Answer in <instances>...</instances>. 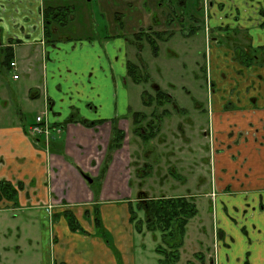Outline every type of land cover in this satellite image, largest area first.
Masks as SVG:
<instances>
[{
	"label": "crops",
	"instance_id": "crops-1",
	"mask_svg": "<svg viewBox=\"0 0 264 264\" xmlns=\"http://www.w3.org/2000/svg\"><path fill=\"white\" fill-rule=\"evenodd\" d=\"M85 1L0 0V51L3 48L10 49L11 62L18 64L17 69L11 73L17 89L23 94L26 107L30 108L34 104L29 97H43V113L48 117L46 122L50 131L53 129L55 132L48 139L32 135L30 127L36 122L25 125L20 119L12 123L4 121L0 113V181L21 187L15 203L2 201L0 204L16 206L18 203L17 207L20 209L40 210L43 225H51L49 228L52 227L53 232L47 238L48 245L45 247L48 248L47 252L54 251V255L50 258L43 255L46 264H118L114 252L95 232L94 214L91 213L95 207L99 209L105 226L106 216L115 215L111 206H125L128 212L127 222L135 229L130 218L134 210L130 197L133 189L130 168L133 147L126 143L111 156L109 169L103 176L100 189L96 191L98 199H94L96 192L91 190L93 182L89 183L84 178V174L91 178L100 175L99 169L110 146L111 121L119 120V128L126 131L127 114L138 113V109L134 110L131 106L124 81L127 44L121 36L102 44L95 42L93 45L85 38L74 41L68 37L65 41L62 40L61 33L72 35V24L66 30L53 33L52 43H47L45 37L42 9L46 2L75 4L82 11ZM210 1L215 3L210 8L211 13L216 16V20L211 22L213 27L222 24L225 13L218 9L217 4L224 3L227 9L232 8L234 14L231 16L238 14L240 24L251 28L255 47L264 46V29L259 27L260 18L258 20L257 16V9L264 8V0ZM89 16L91 13L88 10L85 19ZM251 16L254 19H248ZM15 75L19 76L18 80L14 79ZM247 108L245 110L238 106V109L225 110L218 102L212 110L211 119L220 141L224 140L223 134L231 128L237 132L258 128V139L250 142L248 152L245 149L244 156L240 158L242 161L247 157L244 170L249 173L248 179L234 181L232 178L229 181L239 187V192H261L264 195V174H257L255 165L260 160L259 155L264 152V111ZM3 110L6 109H1ZM39 115L41 114L37 117ZM81 118L96 126L84 125L78 120ZM227 156L225 153L218 156L220 167L225 166ZM240 176L242 174L237 178ZM134 202L137 204V199ZM49 207H52L51 211L47 209ZM72 211H75L77 219L89 220L91 227L85 229L87 234L84 235L73 232L68 226L71 236L65 234L63 237L67 240H63L59 226L66 219L62 215ZM253 221L259 223L260 220L255 217ZM47 229V226L43 228ZM122 230H117V240L122 242L117 244L122 262L136 264V247L127 242L131 237L130 232ZM136 232L139 236L144 235ZM234 235L236 243L232 244L231 251L219 249L218 253H214L216 262L219 254L221 264H225V257L229 258L226 264H242L248 250H251L250 264H264V242L249 246L239 232ZM251 236L255 242L257 235ZM138 262L141 264L142 260Z\"/></svg>",
	"mask_w": 264,
	"mask_h": 264
},
{
	"label": "rangeland",
	"instance_id": "rangeland-1",
	"mask_svg": "<svg viewBox=\"0 0 264 264\" xmlns=\"http://www.w3.org/2000/svg\"><path fill=\"white\" fill-rule=\"evenodd\" d=\"M169 1L177 11L180 10L178 4L179 0H165V7L169 5ZM197 2L198 0H186V12L196 9ZM84 8H86V10H84ZM84 8L81 11L83 27L79 33L73 32L74 34H72L71 37L74 40L80 37L86 38L90 36L91 33H89V30L92 25L91 21L95 23L93 35L96 38L101 39L106 37L109 32L110 34L112 33L107 18L99 13L97 0H86ZM88 10L92 17L89 16L85 19ZM189 27V23L185 25L187 30ZM241 39H239V37L237 38V44L241 48H246V41ZM127 50L129 53L128 58H131L130 53L134 55L135 49L132 51V47L128 45ZM1 51L0 113L3 115L4 121L13 123L22 119V123L29 125L32 122H36L37 115L41 114L39 116L44 119L43 122H46L48 117H46V113H43L45 112L43 97H34L33 99L29 97V100L34 102V104L30 108L26 107V103L22 96L23 94L17 89V83H15L12 78V69L8 68L7 64H5L6 51L4 48ZM141 54L144 63L148 66L147 72L150 74L152 81L142 84L139 87H134L131 83L128 84V95H130L131 106H133L134 110H144V112L150 111L141 106L139 92L140 90H145L153 94L152 87L154 84H157L161 86V89L173 97L175 104L187 110L189 115L181 114L172 117V122L169 124L170 128L168 129L170 131L163 130L167 140L164 142L160 141L161 146L157 144L158 148L156 147V151L159 152H156L153 156L150 153L152 143L151 145L150 143L143 144L140 141L141 143H137L131 148L134 149V153L131 155L133 156V162L130 167L132 168L133 174V179L131 180L133 181L131 186L133 189L130 196L133 200L132 206L138 215V220L142 221L145 219L144 212L143 210H139L136 206L137 204L134 202L142 191H146L145 193L158 199L162 197L179 198L191 196L190 199L196 204L198 212L197 215L190 220L187 228H185L186 234L184 236L179 262V264H188L190 260L195 261V254L203 253L207 255V250L209 248L211 249L210 254L214 253V244L216 242L214 241V234L215 229H217V215L211 194L214 190L213 186L217 176L215 177L212 172L209 162L210 150L213 147V142L210 138L205 139L201 131L202 129L209 130L210 107L215 104L216 99L221 97V95L219 93L220 91L216 90V88L211 89V80L208 73H206V67L208 70L210 69L211 52L207 42L206 32L203 28L199 29L192 38H184L182 32L176 28L175 34L169 41H161L159 43L158 57H155V53L153 54L152 48L148 43L144 45ZM131 60L136 63L138 62L134 56ZM248 77L250 80L243 81L242 89H246L251 85L250 81H252V76L248 75ZM1 109L6 110L1 111ZM130 115L131 112H129L126 117ZM188 118L194 120V126L186 120ZM78 120L82 121V119ZM169 121L170 118L167 115L163 117L161 123L164 125L165 123L168 124ZM44 125L45 124H43V126ZM179 125L185 129L188 136H194V138L190 140L191 148L197 150L198 147L194 146L195 142H197V144L200 143L199 148L204 152L201 153L200 150L199 152L192 151L190 152L192 157L190 154H185V156L182 154L183 152L188 153L189 149L186 147L188 143L181 140L182 134L177 132L175 135V132L179 131L177 129ZM53 133L55 132L51 129L50 137ZM130 137L133 138L131 133ZM133 141L134 139L131 141L132 145ZM185 142L187 143L186 145ZM127 148L126 145V149ZM261 154L259 155L260 160H258V163H255L257 174H264V172H262L264 170V159L262 157L264 156V152ZM111 156L108 148L107 154L104 156L105 160L99 169V177L91 178L86 176L87 174H84V178L87 182H89L86 179L87 177L92 180L91 183L93 182L91 185L93 193L100 189V183L112 159ZM174 158L184 160L186 166H188L182 170H178V173L182 174L184 179H186L184 182L180 180V177L175 178L171 176L169 170H167L169 164H175ZM154 162L157 163V165ZM146 164L150 167L149 169L144 168ZM144 170L149 171V173H145ZM142 174L144 176H141ZM94 196V199H98L97 192ZM17 205L18 203H16V206L14 204H0V264H46L45 258H47V255L49 258L54 255V251L47 252L48 248L45 247L48 245L47 238L50 234H53L52 227L49 228L51 225L49 226L45 222L43 225L40 210L27 211L18 208ZM111 207H113L112 210L115 215L106 216L105 226L103 227L111 244L117 248L118 242L119 244L122 243L120 240H117L119 234L117 230H127L130 232L131 236L127 242H130L136 247V264H140L138 261L141 260V264H160L158 260H160L161 257L157 255L158 253L156 252L157 247L162 244L160 234L148 232L145 230L146 226H144V235L139 236L137 232L134 231L133 225H129L127 222L128 212L126 207H118L116 205H112ZM91 213H95V208ZM71 214L77 219L75 211H72ZM62 216L66 219V222L62 223L59 229L61 231V238L64 240L66 238H64L63 235L66 234L70 237L71 231L68 227V218H66L64 214ZM62 216H60L61 219H63ZM76 221H78L80 226L84 229L91 227V222L87 219L79 218ZM45 225L50 232L43 230V228L46 227ZM96 231L97 230H95V232ZM43 255L45 258H43Z\"/></svg>",
	"mask_w": 264,
	"mask_h": 264
},
{
	"label": "flooded vegetation",
	"instance_id": "flooded-vegetation-1",
	"mask_svg": "<svg viewBox=\"0 0 264 264\" xmlns=\"http://www.w3.org/2000/svg\"><path fill=\"white\" fill-rule=\"evenodd\" d=\"M164 3L165 0H97L99 13L107 18L112 33L110 34L109 32L106 37L101 39L96 38L93 35L95 23L91 21L92 25L89 30L91 34L85 39L93 45L95 42H100V44H102L103 42L106 43L110 41L116 36H121L125 40L127 48L129 45L132 47V51L135 49L134 55L130 53L131 58H128V50L126 55L127 67L124 81H126L128 90L129 83L134 87H139L142 84L152 81L150 74L147 72L148 66L144 63L141 54L145 44L148 43L152 48L153 54L155 53V57H158L159 43L161 41H169L175 34L176 28L182 32L184 38H192L199 29H204L211 52L210 69L208 70L206 67V73H208L211 80V89L216 88V90L220 91L219 93L221 95V97L216 99L215 104L210 107L209 130L202 129L201 131L205 139L210 138L213 142V147L210 150L209 162L212 172L215 177L217 176L213 186L214 190L211 194L217 215V229H215L214 234V241H216L214 244V253H218L219 249H222V251H231L232 244L236 243L234 235L236 232H239L242 237L246 239V244L249 246L263 243L264 221H260L264 220V195L261 192L257 194L239 192V187L231 184L229 181L232 178H234V181L248 179L249 173L244 170V163L247 157L243 158L242 161H240V158L244 156L245 149L248 152L251 144L250 142H254L258 139V128L240 130L239 132L231 128L226 134H223L225 141H220L219 133L215 127H213L214 123L211 116L213 113L212 110L216 107L218 102L223 105L225 110L238 109V106H241V108H245V110H248L247 107H253L256 111L260 109L264 111V46L255 47L254 38L251 35V28L240 24L241 18L238 14H236V16H231L232 13L234 14L233 10H231L232 8L227 9L224 3L217 4L219 7L218 9L225 14L222 24L216 27L211 25V22L216 20V16L210 11L211 6L215 4L214 1L198 0L196 9L189 12H186V0H179L178 4L180 10L178 11L170 1L167 7L164 6ZM67 4L73 8L71 22L67 27L60 29L56 28L55 32L58 30H66L72 24L71 33H79L80 29L83 27V18L79 16L81 11L77 8L78 5L65 3V5ZM45 6L46 4L44 7ZM44 7L42 9V14ZM233 9L236 11V8ZM257 14L258 20L260 18L259 27L264 29V8L257 9ZM221 19L222 17L219 18V20ZM248 19L251 20L254 18L251 16ZM188 23L190 27L187 30L185 25ZM61 34L62 40L64 41L68 39V37L74 40L71 36L63 33ZM238 37L246 41V48H241L237 44ZM80 38H77V40ZM132 55L137 59L138 64L131 60L133 58ZM248 75L252 76V81H250L251 85L246 89H242L243 81L250 80ZM152 89L153 94L145 90H140L139 92L142 102L141 106L150 111L144 112V110H140L138 113L131 112V117L128 116L126 118V131L119 128V120L113 119V121H111L112 135L110 144L111 141L114 140L116 132L124 133L123 146L126 143L132 147L141 142L143 144L150 143V145L152 143L150 153L153 156V154L159 152L156 151L158 148L157 144L160 145V141L164 142L167 140L163 130L167 131L170 128L169 124L172 122V117L181 114L189 115L187 110L180 108L174 103L173 97L161 89V86L154 84ZM167 115L170 121L168 124L165 123L162 125V119ZM186 120L194 126V120L192 118ZM82 122H86V120L82 119ZM181 125L177 128L179 131H176L175 135L177 132L182 134L181 140L188 143V145H186L187 143L185 142V145L187 149H189L188 153L183 152L182 154L184 156L185 154H190L192 157L190 153L192 151L199 152L200 150L201 153L204 152L199 148L200 143L197 144V142H195L194 146H197L198 149L191 148L190 140H192L194 136H188ZM169 131L170 130H168V132ZM130 133L133 138L130 137ZM132 139H134L133 145L131 144ZM116 151L111 153V155H114ZM222 153L228 154V161L225 163V166L220 167V165H218V156H221ZM174 160L175 164H169L167 170H169L171 176L175 178L180 177V180L184 182L186 179H184L182 174L178 173V170H182L188 166H186L184 160H179L177 158H174ZM157 163L155 164L157 165ZM144 168L149 169L150 167L146 164ZM106 169L107 173L109 167ZM144 171L145 173H149V171ZM230 171L232 173H230ZM240 174H242V177L240 176V178H237ZM141 176L144 175L142 174ZM224 181L226 184H223ZM145 192L146 191H144V193ZM255 195H257V197L254 198ZM186 198L190 199L191 196ZM152 199L157 198H153L148 194V200ZM137 202H139L138 198ZM141 202L143 203V201ZM255 217H257L258 221L260 220L259 223L253 221ZM252 234L257 235V240H255V242L251 236ZM207 251L208 254H204L206 257L205 264H221L219 261V254H217L216 262L214 253L210 254L211 249L209 248ZM250 251L251 250H248L244 258V263L242 262V264H250L252 255V251ZM194 260L196 261L197 259L194 258ZM228 260V257L224 258L225 264Z\"/></svg>",
	"mask_w": 264,
	"mask_h": 264
},
{
	"label": "trees",
	"instance_id": "trees-1",
	"mask_svg": "<svg viewBox=\"0 0 264 264\" xmlns=\"http://www.w3.org/2000/svg\"><path fill=\"white\" fill-rule=\"evenodd\" d=\"M66 2L46 3L44 7V21L45 22V37L47 43H52L53 33L55 29L67 27L70 24V20L73 15V8L70 5H65ZM6 62L8 68H10V62L12 59L11 50L5 49ZM72 121V120H69ZM84 125L94 127L95 123L82 122ZM135 123V122H134ZM148 139V138H147ZM124 133L116 132L114 140L111 141L109 146L110 155L114 151L123 147ZM20 186H12L7 181H0V202L16 201V197L20 191ZM139 210H143L145 219L138 220L137 213L133 210L131 222L134 224L136 231L144 233L145 230L151 233H159L162 238V244L158 246L157 252L161 257L160 264H179L181 257V249L183 247V240L186 234L188 223L191 219L197 215L198 209L195 203L189 198H157L148 200L147 204H143L141 201L136 205ZM65 217L68 218V224L73 232H79L81 234H87L86 230L80 226V223L76 221L75 216L71 212H66ZM94 224L96 227V234L102 238L110 249L116 255L118 264H123L120 253L113 244H111L108 235L104 232V225L99 212V209L95 207V213L93 215ZM145 224V225H144ZM146 226V229H144ZM196 261H189L188 264H205L206 257L203 253L195 254Z\"/></svg>",
	"mask_w": 264,
	"mask_h": 264
},
{
	"label": "built area",
	"instance_id": "built-area-1",
	"mask_svg": "<svg viewBox=\"0 0 264 264\" xmlns=\"http://www.w3.org/2000/svg\"><path fill=\"white\" fill-rule=\"evenodd\" d=\"M17 67H18V64L16 62H10V68L12 70H16ZM18 78H19L18 75H15L14 76V79L15 80H18ZM43 121H44V119L41 116L37 117L36 124L34 126H31L30 127V132L32 133V135H35V136H38V135L39 136H45L48 139L51 131H50V128H49L48 123L43 122ZM43 124H45V125L43 126ZM47 209L49 211H51L52 210V207H49Z\"/></svg>",
	"mask_w": 264,
	"mask_h": 264
},
{
	"label": "water",
	"instance_id": "water-1",
	"mask_svg": "<svg viewBox=\"0 0 264 264\" xmlns=\"http://www.w3.org/2000/svg\"><path fill=\"white\" fill-rule=\"evenodd\" d=\"M89 182H91L92 180L89 179L88 177L86 178ZM138 200L139 201H143L144 204H147L148 202V194L147 193H144V192H141L139 195H138Z\"/></svg>",
	"mask_w": 264,
	"mask_h": 264
}]
</instances>
